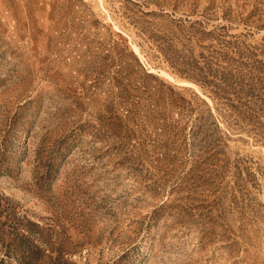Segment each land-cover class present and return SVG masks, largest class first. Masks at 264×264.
Listing matches in <instances>:
<instances>
[{
  "label": "rangeland",
  "instance_id": "374dc122",
  "mask_svg": "<svg viewBox=\"0 0 264 264\" xmlns=\"http://www.w3.org/2000/svg\"><path fill=\"white\" fill-rule=\"evenodd\" d=\"M0 264H264V0H0Z\"/></svg>",
  "mask_w": 264,
  "mask_h": 264
}]
</instances>
